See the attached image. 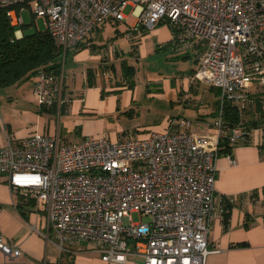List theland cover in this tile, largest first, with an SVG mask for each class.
<instances>
[{"label":"built area","instance_id":"built-area-1","mask_svg":"<svg viewBox=\"0 0 264 264\" xmlns=\"http://www.w3.org/2000/svg\"><path fill=\"white\" fill-rule=\"evenodd\" d=\"M129 6L133 30L169 25L180 50L197 60L191 81L220 92L214 132H196L184 116L169 119L164 131L118 140L69 143L37 132L0 148V177L44 213L45 238L61 252L90 245L107 264L130 256L141 264H206L217 252L208 240L213 219L225 212L216 196L220 141L236 146L249 135L242 123L226 126L223 107L246 110L250 92L264 87V0H0L17 39L29 10L45 20L61 51L59 71L39 67L33 75L37 107L61 117L71 101L70 51L106 23L125 21ZM135 212L150 220L133 223ZM0 252L10 260L21 256L19 244L1 234Z\"/></svg>","mask_w":264,"mask_h":264},{"label":"crops","instance_id":"crops-1","mask_svg":"<svg viewBox=\"0 0 264 264\" xmlns=\"http://www.w3.org/2000/svg\"><path fill=\"white\" fill-rule=\"evenodd\" d=\"M131 15V19L126 15L123 22H108L94 30L77 49L73 50L72 58L78 63L74 65L83 67L84 82L83 85H79L73 76L70 80L65 74L71 101L62 108L60 118L55 109H47V112L52 113L48 118L40 115L35 126L29 125L24 133H19L9 118L8 112L13 110L10 93L7 88L0 89V148L5 147L11 139L18 141L37 132L54 135L55 118L57 132L65 142L68 141L61 136V122L70 117H73L76 134L80 136L79 142L102 136L118 140L130 133H126L130 128L141 135L150 131H164L169 119L175 115L154 125L138 121L129 129H125L118 120L116 131L111 133L105 132V122H94L87 118L88 114L101 117H122L120 114H124L127 118L135 119L139 118L145 108L150 113L155 111L156 103L171 106L173 111L179 112L177 116L192 120L196 132L200 134L214 132L218 95L216 91L191 81L197 65L196 58L180 50L174 41L172 28L165 23L151 31H144L140 38L134 37V42L131 41L130 31L136 24V17L132 13ZM110 26H113L112 30L116 32L106 36L105 29ZM149 37L153 41L151 48L157 47L156 55L151 58V72H147L146 80L141 85L129 88L122 78L120 63L123 60L130 62V59L139 60L146 56ZM160 51L164 53L161 57L158 56ZM163 62L168 64L167 69L170 72H178V75L172 77L157 73L155 68ZM88 70L95 74L96 85L93 87L87 86ZM104 75L108 78L116 75V78L110 81L105 79ZM103 91L107 94L105 98H102ZM31 114L33 113L30 111L29 115ZM262 147L264 125L251 130L248 143L238 144L232 148L230 155L236 161L235 164L231 163L229 155L218 156L216 196L225 212H217L213 219L208 240L212 248H217V252L207 257L206 264H264ZM7 179L6 176L0 177V234L9 241L19 244L21 256L10 260L0 252V264H107L102 260L100 253L90 245H82L71 252L59 251L45 238L44 213H37L34 205L29 206L23 198L15 196ZM19 205L24 206L26 217L21 214ZM225 213H230L228 224H225ZM123 264L141 262L130 256Z\"/></svg>","mask_w":264,"mask_h":264},{"label":"trees","instance_id":"trees-1","mask_svg":"<svg viewBox=\"0 0 264 264\" xmlns=\"http://www.w3.org/2000/svg\"><path fill=\"white\" fill-rule=\"evenodd\" d=\"M162 25L163 23H160L159 26ZM29 29L28 25L24 26L23 36L17 39L15 37L16 29L10 24L6 11L0 10V89L32 79L39 67L55 71H59L62 67L61 51L50 33L47 30ZM111 68L115 72V68L113 66ZM121 72L122 78L126 81L129 88H133L136 68L126 60H123L121 62ZM87 78L88 86H93L95 74L92 70L87 71ZM263 89L264 87H258L250 92L251 100H253L251 106L256 108L258 118L256 117L248 122L243 121V117L251 106L243 111L230 103H225L223 107V121L228 128L233 129L242 123L249 132L245 143H248L251 130L264 125V101L259 97ZM212 90L219 95L220 92L218 90ZM219 109L220 103L217 102V110L219 111ZM233 147L229 144L227 138L223 139L220 141L219 155H230ZM261 149L264 151V147ZM30 205H34V203L30 202ZM227 208L230 209V206L227 205ZM19 209L21 214L26 217L24 206L19 205ZM229 218L230 213H225V224H228Z\"/></svg>","mask_w":264,"mask_h":264},{"label":"rangeland","instance_id":"rangeland-1","mask_svg":"<svg viewBox=\"0 0 264 264\" xmlns=\"http://www.w3.org/2000/svg\"><path fill=\"white\" fill-rule=\"evenodd\" d=\"M132 7L129 6L126 11L125 14L128 16L129 19L132 18ZM133 14V13H132ZM23 17H24V21L25 24L29 26V30H39V31H45L46 30V25H45V20L40 18V19H35L34 16L32 15V13L27 10L23 13ZM113 26H110V28L106 27V36H110L113 35L114 32H116V30H112ZM155 29V28H154ZM153 30V29H152ZM145 31H151V30H145ZM132 33H130V40L133 41L140 37H137L140 33L137 30H133V27L131 28ZM142 33H144L142 31ZM150 33V32H149ZM142 36V34H140ZM135 37V38H134ZM134 42V41H133ZM151 43H153V41L149 38H147V45H148V53L146 54V56L140 58L139 60H137L136 58H134V60L130 59V62L127 61L128 63L134 65V67L136 68V75L137 78L134 79V86L133 88H135L136 85H141L142 82L144 80H146V74L147 72H151V64H152V60L151 58H153L156 53H157V47L154 46L153 48H151ZM73 53L74 51H70L68 58L66 60V64H65V71L67 76L71 77L73 76L76 79L77 84H81L83 85L84 82V78H83V74H82V66H78L76 67L74 64H78L77 61L73 58ZM162 55H164V53H162L161 51L159 52L158 56L161 57ZM70 61L72 62V64H70ZM72 66V67H71ZM168 64H166L165 62L161 63L160 65H158L155 69H157V73L162 74L164 76H177L178 72H170L167 69ZM120 68H121V63H120ZM138 69V70H137ZM153 70V69H152ZM138 71V72H137ZM105 77V75H104ZM116 75L113 77H105V79H110L111 80H115ZM88 79V78H87ZM95 79L94 78V84L93 86L96 85L95 83ZM147 84V83H146ZM145 84V86H146ZM33 79L27 80V81H22L19 82L15 85H12L10 87H8L6 90H8V92L10 93L11 96V104H13V110L8 112L10 113L9 118H11L10 122L15 126V128L17 129V131H19V133H24L27 130V127L29 125H33L35 126L37 124V121H39V116L40 115H44L47 116L46 118H48L52 113L47 112V109H40L39 107H37V105L35 104V101L33 99ZM87 86H88V82H87ZM91 86V87H93ZM104 94L102 95V98L106 97V93L105 91H103ZM257 92V91H256ZM261 94L259 95V97H261V99L264 101V89L262 92H260ZM217 95V94H216ZM258 96V95H257ZM256 96V97H257ZM31 102V103H30ZM33 103V104H32ZM34 105V108H33ZM155 111H153L152 113H150L147 108H145L141 115L139 116V118H127L125 117L124 114H120L122 115V117L119 116H98V115H90L88 114L87 117L89 120H92L94 122H105V132L106 133H111L112 131H116V128L118 127V120L122 123L123 127L125 129H129L131 126H134L137 124V122L139 121L140 123H145V124H160L162 122H164L166 119H168L170 116L175 115L179 113L176 111H173L171 109V106L167 107L166 105L162 104V103H156L154 105ZM249 109V107L247 108ZM246 109V110H247ZM47 110V111H46ZM2 111V110H1ZM30 111L33 113L31 115H29ZM54 115V114H53ZM56 117V115H54ZM174 117V116H173ZM258 118V114L256 112V108H254V106H251L250 110L247 111V114L243 117V121L244 122H248L251 119H255ZM55 126H54V135H56L58 132V128L56 127V122H57V118L53 119ZM56 121V122H55ZM74 120L73 117L70 118H66L64 120H62L61 122V136L64 137L65 139H67V141L69 143H74V142H79L80 141V136L78 134H76V129L74 127ZM128 132H134L135 134H139L138 132L134 131L132 128L129 129V131H126V133ZM150 220L149 217L146 216H142L140 213H133L132 214V221L133 223H141V222H148Z\"/></svg>","mask_w":264,"mask_h":264}]
</instances>
